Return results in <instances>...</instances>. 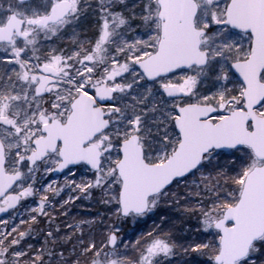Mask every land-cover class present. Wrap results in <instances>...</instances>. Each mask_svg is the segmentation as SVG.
I'll return each instance as SVG.
<instances>
[{"label": "snow or ice", "instance_id": "snow-or-ice-1", "mask_svg": "<svg viewBox=\"0 0 264 264\" xmlns=\"http://www.w3.org/2000/svg\"><path fill=\"white\" fill-rule=\"evenodd\" d=\"M0 264H264V0H0Z\"/></svg>", "mask_w": 264, "mask_h": 264}, {"label": "rangeland", "instance_id": "rangeland-1", "mask_svg": "<svg viewBox=\"0 0 264 264\" xmlns=\"http://www.w3.org/2000/svg\"><path fill=\"white\" fill-rule=\"evenodd\" d=\"M52 179H59V180L62 181L63 180V176H59V177L53 176ZM79 203H80V206L73 209V212H72L73 215H75L76 213H80V214L83 215V214H87L89 211L93 210V209H91V206L89 205V203L87 201H81ZM159 211L161 213H163L165 210L164 209H160ZM152 222H153L152 220H148L147 225H151ZM190 223L194 225L195 221L194 220L190 221ZM147 225H131L130 224V225L126 226V230H127V228H131L132 231L128 232L127 235L128 236H133V233L138 234V232L140 230H142L143 228L147 227Z\"/></svg>", "mask_w": 264, "mask_h": 264}]
</instances>
